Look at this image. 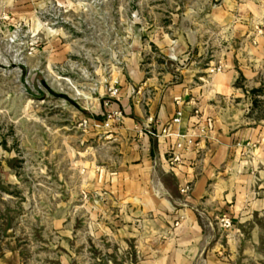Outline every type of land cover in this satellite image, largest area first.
Listing matches in <instances>:
<instances>
[{
  "label": "rangeland",
  "instance_id": "obj_1",
  "mask_svg": "<svg viewBox=\"0 0 264 264\" xmlns=\"http://www.w3.org/2000/svg\"><path fill=\"white\" fill-rule=\"evenodd\" d=\"M255 37L264 0H0V264L126 263L113 238L148 178L123 174L122 120L101 126L126 65L149 77L163 42L188 46L208 83L232 73L215 116L264 126V61L236 59Z\"/></svg>",
  "mask_w": 264,
  "mask_h": 264
},
{
  "label": "crops",
  "instance_id": "obj_2",
  "mask_svg": "<svg viewBox=\"0 0 264 264\" xmlns=\"http://www.w3.org/2000/svg\"><path fill=\"white\" fill-rule=\"evenodd\" d=\"M242 45L244 54L236 55L241 66L264 61L258 38ZM163 46L164 61L149 77L138 69L139 52L130 58L111 105L122 112L113 137L129 141L123 174L151 178L136 181L137 212L122 225V234L114 235L118 255L126 258L122 264H264V126L222 122L217 103L228 93L231 71L219 84L208 83L195 66H182L179 54L188 46L167 41ZM239 69L246 77L248 71ZM179 109L180 122L172 124ZM207 117L213 127L200 134ZM178 133L196 135L195 141L180 163L169 166L167 154ZM185 186L189 189L182 193ZM223 218L230 227L222 226Z\"/></svg>",
  "mask_w": 264,
  "mask_h": 264
},
{
  "label": "built area",
  "instance_id": "obj_3",
  "mask_svg": "<svg viewBox=\"0 0 264 264\" xmlns=\"http://www.w3.org/2000/svg\"><path fill=\"white\" fill-rule=\"evenodd\" d=\"M107 91H108V97H114L117 93V88L110 87L108 88ZM175 102L179 105V98H176ZM103 105L107 106L108 105L107 101L103 103ZM181 116H182V112L179 109L176 112L175 116L172 118L171 123L178 124L180 122ZM120 120H122V112L120 110L116 109V110L105 111V113L103 114V123L101 124V126L107 128L110 127L112 124L119 122ZM203 122L204 124L202 126H199V130H198L200 134H204V132L211 130L213 127V121L210 117L205 118ZM169 126L170 124L167 125L163 130H161V134H167ZM174 136L176 137L177 141L175 142L174 148L170 150L167 154V163L169 166H173L174 164L180 163L181 154L184 152V150H186L187 148L193 145L195 141L194 136L196 135L178 133L175 134ZM188 189L189 187L185 186L180 191L182 193H185L188 191ZM221 224L225 228H228L231 225L230 221L226 218H223L221 220Z\"/></svg>",
  "mask_w": 264,
  "mask_h": 264
},
{
  "label": "trees",
  "instance_id": "obj_4",
  "mask_svg": "<svg viewBox=\"0 0 264 264\" xmlns=\"http://www.w3.org/2000/svg\"><path fill=\"white\" fill-rule=\"evenodd\" d=\"M254 91V90H253Z\"/></svg>",
  "mask_w": 264,
  "mask_h": 264
}]
</instances>
